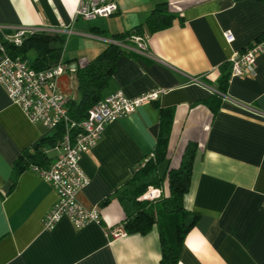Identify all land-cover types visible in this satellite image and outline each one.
<instances>
[{"label": "crops", "instance_id": "1", "mask_svg": "<svg viewBox=\"0 0 264 264\" xmlns=\"http://www.w3.org/2000/svg\"><path fill=\"white\" fill-rule=\"evenodd\" d=\"M115 2L114 15L85 21L76 14L79 0H0V39L10 41L19 31L66 37L58 58L66 71L56 83L60 94L75 101L76 70L115 43L113 35L142 25L158 3L178 15L171 27L145 34L146 54L123 44L131 49L117 59L104 92V97L122 91L135 98L162 91L155 101L108 124L97 145L80 157L89 184L78 200L98 208L99 223L75 229L63 217L46 229L43 221L57 195L33 169L21 172L10 191L19 154L54 131L32 124L0 86V264H158L160 231L167 229L162 213L146 234L110 236L132 210L120 202L119 192L154 153L158 107L173 108V124L157 176L168 166L177 168L187 145H195L182 206L198 219L184 237L177 264H264V53L256 58L254 76L229 77L215 116L203 103L218 93L221 65L264 34V1ZM30 52L35 58L37 51ZM45 153L49 168L56 152Z\"/></svg>", "mask_w": 264, "mask_h": 264}, {"label": "trees", "instance_id": "2", "mask_svg": "<svg viewBox=\"0 0 264 264\" xmlns=\"http://www.w3.org/2000/svg\"><path fill=\"white\" fill-rule=\"evenodd\" d=\"M177 16L168 11L167 3L156 4L142 25L130 31L113 35L111 39L115 43L108 44L96 57L82 68L77 69L75 77L79 99L68 101L69 119L76 123L82 121L87 116L88 110L103 99L104 92L116 69V61L126 53L122 45L127 43V38L132 35H152L165 30L172 26L173 21L178 19ZM53 40L58 42V46L55 48L50 46ZM65 41V36L52 37L37 33L21 36L19 45L2 38L0 39V54L2 48L6 55L12 58L26 59L32 68L42 70L58 63L59 53ZM34 50L37 51L36 57L29 60L27 53ZM230 66V62L221 65V75L217 81L218 93H213L203 101L212 116H215L220 108V94L225 93L230 77ZM158 109L159 128L153 157L136 169L118 194L120 202L132 208L131 212L126 214L121 225L127 234H146L158 223L159 213L167 216L166 228L169 227V229L160 231V260L158 264H177L184 237L198 219L197 213L186 211L182 206L183 196L189 188L195 145L190 143L187 145L177 168L168 166L164 175L158 177L156 167L164 162L167 156L173 124V108L158 107ZM64 130L63 125L58 126L53 134L41 139L19 154L12 166L10 191L15 186L21 172L33 168L48 169L46 166L49 159L45 152L56 145L63 136ZM149 187H165V191L154 200L143 199L142 196ZM106 202L107 199L103 201V204Z\"/></svg>", "mask_w": 264, "mask_h": 264}, {"label": "built area", "instance_id": "3", "mask_svg": "<svg viewBox=\"0 0 264 264\" xmlns=\"http://www.w3.org/2000/svg\"><path fill=\"white\" fill-rule=\"evenodd\" d=\"M117 12L115 0H79L77 16L85 21L107 18ZM25 31H19L11 41L21 43ZM227 42L232 41L229 32L224 34ZM146 37L132 35L126 39L127 44L135 45L140 54L147 53ZM124 48L125 45H122ZM131 49V48H128ZM4 55L0 62V86L10 100L18 105L32 124L54 131L63 125V136L53 149L56 152L54 162L46 170L37 171L55 191L57 200L46 214L43 225L52 229L63 217L67 218L75 229H82L90 222L99 223L98 208L88 209L78 200L79 192L89 184L88 177L80 167V157L97 145L106 126L120 118L134 113L144 102L155 101L162 92L159 89L143 93L135 98H128L122 91H115L94 104L87 116L76 123L69 119V99L57 89V79L65 73L66 66L57 63L46 69L36 70L30 62L19 57ZM264 53V37L249 44L241 53L230 59V77L255 75L256 58ZM197 82V79H193ZM153 157V154L144 162ZM160 191L149 187L142 198L154 200L160 197ZM125 235L122 228L110 231L112 238Z\"/></svg>", "mask_w": 264, "mask_h": 264}, {"label": "rangeland", "instance_id": "4", "mask_svg": "<svg viewBox=\"0 0 264 264\" xmlns=\"http://www.w3.org/2000/svg\"><path fill=\"white\" fill-rule=\"evenodd\" d=\"M28 59L30 58L31 60L34 58V53L33 52H28L27 53Z\"/></svg>", "mask_w": 264, "mask_h": 264}]
</instances>
